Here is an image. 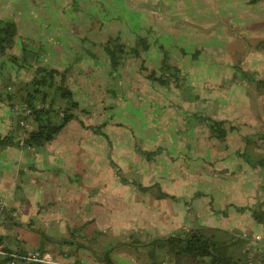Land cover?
Here are the masks:
<instances>
[{"label":"rangeland","instance_id":"rangeland-1","mask_svg":"<svg viewBox=\"0 0 264 264\" xmlns=\"http://www.w3.org/2000/svg\"><path fill=\"white\" fill-rule=\"evenodd\" d=\"M25 1L27 9L20 3L14 5L17 10L31 12L23 22L20 20L23 34L33 37L35 42L62 47L66 61L80 63L87 73L95 64L103 67L106 62L109 65L110 59L108 55L105 57L101 45L109 35L119 33L126 42L140 34L151 41L147 54L142 51L141 57L128 58L126 65L119 64L122 74L113 72L116 79L110 78L125 92L120 98L125 97L126 108L112 106V120L107 119L108 111L97 106L98 103L88 105L89 109H75L87 124L97 125L99 130L112 134L113 138L118 135L122 140L111 143L112 156L115 159L116 153V161L120 163L114 164V176L117 180L129 179L123 188L131 191L136 200L149 207L154 205L161 191L156 181L166 183L172 177L180 190L186 189V183L194 182V195H190V191L188 195L186 189L179 193L178 207L168 208L178 211L183 206L179 222L182 228L192 229L212 223L202 211L208 200L196 198L198 191L213 196L218 194L222 184L236 180L250 184L252 180L255 194L264 196V167L244 169L240 166L244 159L239 155L246 145L247 138L243 137L246 135L257 139L259 146L255 150L264 154V94H259L248 79L251 72L253 76L264 77V0H23V3ZM159 42L170 51L171 62L181 69L182 79L177 81L171 76L169 87L145 77L153 67L157 74L162 72ZM143 58L147 60L148 70H141ZM105 75L108 74L102 75L100 70L95 77L101 80L102 90L107 86ZM108 90L118 97L121 89L110 87ZM13 91L15 88L6 90L7 93ZM203 116L226 120L227 128L230 127L226 141L210 136ZM16 128L18 130L17 123ZM80 129L87 134L86 129ZM136 145L148 151L158 147L162 150L148 159L135 151ZM118 156L126 159L120 161ZM139 183L153 186L144 193L135 188ZM213 203L218 204L215 200ZM219 204L225 205L226 201L221 200ZM131 206L139 210L141 204ZM196 207L201 209L200 214H195ZM205 210L208 212V208ZM214 217L213 222L220 226V219ZM219 218L223 219L221 215ZM235 231L238 239L227 238V252L240 258V264H257L254 244L241 238L240 231ZM132 232L139 234V230ZM120 238L127 241L123 235ZM133 239L135 237L129 238ZM117 247L130 256L132 253L150 256L149 247L143 244L117 243ZM155 256L173 258L171 253Z\"/></svg>","mask_w":264,"mask_h":264},{"label":"crops","instance_id":"crops-1","mask_svg":"<svg viewBox=\"0 0 264 264\" xmlns=\"http://www.w3.org/2000/svg\"><path fill=\"white\" fill-rule=\"evenodd\" d=\"M18 3L27 9L26 1L23 3V0H0V17H13L18 21L20 32L23 34L22 19L31 16V12L15 9L14 5ZM45 46L48 62L62 70L69 67L66 81L72 88L75 99L80 102L79 107H82V110L89 109L88 105L98 103L97 106H103L108 111L107 119L112 120V106L118 105L120 109L127 107L125 97L120 98V95L125 96V92L117 82L110 80L116 79L113 72L122 74L119 66L113 67L106 62L103 67L95 64L87 73L80 63L66 61L62 47L59 46L58 49L54 44ZM74 70L78 72L75 73ZM100 70L102 75L108 74L104 77L107 82L105 90L100 86L101 80L95 79ZM110 87L121 89L118 97L112 95L114 91L109 92ZM255 89L258 92L256 86ZM4 93L0 85V138L7 134L13 135L15 142L23 135L24 129H14L17 109L8 105ZM99 95H102V98L99 99ZM121 100L124 102H120ZM78 115V119L69 120L44 146L36 148L22 143H6L0 147V241L8 248L20 251L39 248L69 264H171L173 261L175 264H182L174 258H166L167 256L156 258L157 247L151 239L153 236L171 234L182 228L179 212L183 215V206L178 211L168 208L179 205L180 192L187 189L188 195L189 191L190 195H194L196 184L193 181L192 184L186 183V189L180 190L179 184L172 181V177L166 183L162 180L156 181L161 190L157 194V204L149 207L146 203L139 202L131 191L123 188L129 179L120 177L117 180L114 176V164L120 163L116 161V153L115 159L112 156L111 143L113 140L116 143L122 140L118 135L113 138L112 134L100 130L104 135L97 133L92 127L84 126L79 119L85 125L88 122ZM73 120L76 122L73 123ZM102 124L105 126L106 122ZM80 128L86 129L87 134H83ZM106 128L108 129L109 125ZM137 147L136 145L135 151L138 153ZM118 159L126 158L118 156ZM243 162H240V166L244 169H253L245 159ZM257 183L256 179V185ZM140 185H135V188L142 192L144 190L140 189ZM216 185L214 184L215 188ZM245 185L247 186L244 188ZM218 189V194L213 196L203 191L197 192L196 198L208 200L202 207V213L210 217V226L233 233L235 236L232 241L238 238L235 229L241 232V238L244 233H259L261 237L253 247V256L257 258V262L263 261L261 256L264 253V225L253 217V210L264 206L263 196L255 194L252 180L250 184L236 180L222 184V188L220 186ZM162 193L167 196H162ZM182 199L185 202L186 199ZM214 200L218 204H214ZM221 200L226 201V204H219ZM132 203L141 204L140 209L133 210ZM239 206H245L246 209L241 211ZM195 210V214H200L199 207ZM220 215L223 219L219 218ZM214 216L220 219V226L213 222L216 220ZM134 230H139V234L132 232ZM121 235L127 241H121ZM137 235H140L139 238L144 236L143 239L147 238V241L135 243V239L129 240L131 236L136 238ZM117 243L143 244L149 247L150 256L134 253L130 256L127 251L117 247ZM107 252H110L109 260L106 257ZM259 252L261 256L258 255ZM18 264L40 263L20 261Z\"/></svg>","mask_w":264,"mask_h":264},{"label":"trees","instance_id":"trees-1","mask_svg":"<svg viewBox=\"0 0 264 264\" xmlns=\"http://www.w3.org/2000/svg\"><path fill=\"white\" fill-rule=\"evenodd\" d=\"M256 2L257 0H251ZM29 36L20 32L18 21L13 17H0V80L5 100L10 107L17 109L16 123L18 129L27 127L20 123L21 119H27L33 123V128L28 132L27 137L23 138V145H30L39 148L44 146L47 141L53 139L71 119H78L79 115L76 108L80 102L75 99L74 92L66 81L69 67L60 69L46 60V46ZM133 42V43H130ZM110 63L113 67L119 64H127L128 58L141 57L142 51L146 54L151 46L146 36L136 35L135 40L123 41L121 34L109 35L105 42H102ZM143 47L142 49L140 47ZM162 54L160 68L161 73L157 74V69L149 70L145 75L147 79L157 81L160 84L169 87L171 76H175L177 81L181 78V69L173 64L170 58V51L161 42L158 43ZM146 58L141 60V70H148ZM249 75V81L253 82L259 93L264 94V77ZM22 74L21 78L18 77ZM247 78V77H246ZM9 88H15L13 93L6 92ZM26 109L30 113L24 114ZM210 130V136L226 141L228 127L226 120L210 116L202 117ZM92 127L97 133L101 132L97 125H85ZM246 139V145L239 151L240 156L245 159L252 167H264V154L256 152L255 147L259 146L257 139L250 136H243ZM13 135H5L0 138V147L4 144H21V139L13 142ZM138 153L146 158H153L155 154L160 153L162 148L154 150H144L137 147ZM150 186L140 185L144 191L150 190ZM162 196H167L162 193ZM264 203V196H263ZM239 210L244 211L245 206H239ZM225 212V211H224ZM253 217L256 221L264 225V206L253 210ZM235 235L227 230L216 227L200 225L197 227L180 228L167 235L153 236L151 241L156 244V254L171 253L176 262L182 264H240V258H234L227 252L225 247L228 244L227 238L231 240ZM135 238L138 241L146 242L147 238ZM238 239V238H237ZM235 239V241L237 240ZM110 252L106 253L109 260ZM261 256L260 252L258 253ZM257 259V258H256ZM8 259H0V264H7ZM256 261V260H255ZM257 262V261H256ZM257 264H264L263 261Z\"/></svg>","mask_w":264,"mask_h":264},{"label":"built area","instance_id":"built-area-1","mask_svg":"<svg viewBox=\"0 0 264 264\" xmlns=\"http://www.w3.org/2000/svg\"><path fill=\"white\" fill-rule=\"evenodd\" d=\"M28 113H30V109H26L24 114ZM20 123L27 127L25 133L21 136V143H23V138L27 137L28 132L33 128V123L29 122L27 119H21ZM243 237L255 245V243L259 242L258 240L260 239L261 235L259 233H256L255 235L244 233ZM17 250L8 248L0 241V259H8V264H18L20 261H30L40 264H69L58 260L50 253H46L38 248L28 249L27 251ZM261 259L264 261V253L261 256ZM164 264L167 263L164 262Z\"/></svg>","mask_w":264,"mask_h":264}]
</instances>
